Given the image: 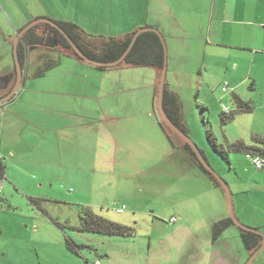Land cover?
Returning a JSON list of instances; mask_svg holds the SVG:
<instances>
[{
	"label": "rangeland",
	"instance_id": "374dc122",
	"mask_svg": "<svg viewBox=\"0 0 264 264\" xmlns=\"http://www.w3.org/2000/svg\"><path fill=\"white\" fill-rule=\"evenodd\" d=\"M103 1L99 5L100 12L96 11L98 5L94 0H80L78 4L72 5L77 8H72V12L81 21L86 32L96 30L106 35L105 37H116L123 29L132 28L135 16L138 17L141 10L136 11L131 0L126 7L119 5L120 0ZM6 5L8 7L0 5V72L15 68L12 41L16 28L35 20L19 18L7 3ZM149 6V18H153L154 10H164L163 4L148 0H145L142 8L145 10ZM187 7L190 12L184 13L181 27L187 31L189 46L188 50L184 46L182 55L177 60L173 59L172 41L167 38L166 33L173 29L179 19L174 22V17L169 15L167 23L159 19L160 23L164 22L165 29L151 27L157 28L162 35L165 34L163 38L166 49L170 47V66L183 60V65L188 67L186 69L193 71L200 61L198 50L202 47V38L200 39V19H196L198 11L194 0H188ZM180 12L181 9L176 12V16ZM97 16L105 17V21L95 20ZM141 18L145 19L144 16ZM146 19L145 23L148 22ZM181 35L184 34L180 32ZM177 41L180 43L174 44L182 48L180 38ZM56 50L52 52L53 57H56L57 52L65 55H62L55 66L45 69L39 67L37 57L33 58L36 61L25 66L22 72L24 87L19 89V92L23 91L25 99L50 104L53 92L65 90L67 87L64 83L70 79L74 84L78 83L77 87L71 86V92L76 93L73 99L82 104L95 102L79 97V94L82 96L87 93L91 98L103 96L102 100H98L105 109L125 108L123 101L134 103L135 93L123 94L122 100L117 101L120 94L117 97L110 95L114 91L112 82L122 79L125 87L129 77L137 82L154 74L150 66L125 69L107 67V70L101 72L95 68L96 65L72 56V50L68 48L59 46ZM154 70L156 71L155 67ZM142 87L140 85L139 96L141 89H144ZM180 90V102L187 121L191 124L192 140L200 149L203 144L210 156L212 154L224 165L227 175L231 174L223 177L213 163L209 162L232 189L236 217L246 226H259L258 230L264 235V171L253 169L244 153L233 151L230 154L234 159L232 165L237 164L233 167L220 160L206 138L200 107L202 104L186 86ZM138 102L139 108H142L146 100L140 97ZM38 109L27 102H20V105L19 102L13 103L7 110L0 109V131L4 124L19 127L21 131L26 130L15 141L10 136L3 137L2 152L6 164L4 178L7 184L4 188L0 186V231H3L5 238L4 242L0 241V255L5 252L0 264H93L96 261L101 264H244L248 259L249 252L236 227L226 229L223 236L213 240L212 223L222 214H229L226 195L223 190L213 186L207 177L192 175V167L187 161L181 164L178 162V152L171 159L166 157L165 151L159 153L157 145L154 156H159L160 159L154 162L153 168L137 174V169L143 163L128 165L122 171L132 174L131 176L124 175L114 184L109 183L105 187L102 185L104 177L99 170L110 168L111 164L107 160L98 159L102 153L108 155L105 139L98 143L99 148L96 145L93 148L95 140L92 137L95 135L85 130L76 135V131H71L76 137L71 141L61 140L59 147L54 142L51 144L49 141H39V135L30 128L37 123L33 116L37 115ZM155 111L157 117L163 120L158 102ZM218 113L214 108L209 109L205 112V120L215 125L213 132L215 130L216 134H221V130L217 128ZM166 125L170 128L167 123ZM179 137L178 135L177 138ZM177 140L176 142L179 141ZM10 152H13V156ZM96 159L98 162L93 167ZM241 162L243 168H238L235 174L242 180H237V176L232 174ZM30 198L38 199L39 202L34 203ZM122 205L127 208L117 212L116 207ZM87 211L130 227L132 234L128 237L109 236L78 229L81 216ZM171 217L176 218L174 223H169ZM14 236L20 241L17 244ZM66 238L80 244L78 249L75 247L79 253L66 247ZM250 264H264V247Z\"/></svg>",
	"mask_w": 264,
	"mask_h": 264
},
{
	"label": "crops",
	"instance_id": "0c3cea01",
	"mask_svg": "<svg viewBox=\"0 0 264 264\" xmlns=\"http://www.w3.org/2000/svg\"><path fill=\"white\" fill-rule=\"evenodd\" d=\"M79 1L80 0H0V5L7 6V3L10 6V10L15 15H18L19 18L36 19L35 17H37L38 19L40 16V18H48L54 21L73 22L87 34L106 36L103 35V33H98L96 30L86 32L83 29L81 21L76 18L74 12H72V8H74L73 10L77 9L72 5L78 4ZM128 1L129 0H120L119 5L126 7L125 5L128 4ZM148 1H155V3L163 4L164 10H154L152 14L153 18H149L151 13L150 6L145 10L142 8V5L145 4V0H131L135 10L141 11L138 17L135 16L136 21L132 23V28L127 30L123 29L118 36H123L145 26H154L157 28L164 27V22L160 23L161 21L159 19L165 20L167 23V18L171 15L174 17V22L175 19H179V21L174 24L171 31L167 33L165 31V33L167 38L169 37L172 41L171 51L173 52V59L177 60L178 56L182 55L184 46L186 50H188L187 46H189V40L186 38L188 35L187 31L183 30L181 27L184 13L187 14L190 12L187 7L188 0H175L172 2L166 0H157L158 2H156V0ZM94 2L98 5L96 11L98 10L100 12L99 5L103 4L102 2L104 1L94 0ZM194 3L196 11H198L196 19H200V39L202 38V47L198 50V53L200 52V61L193 71L186 69L188 67L183 65V60L174 63L171 67L170 47L167 48L169 71L167 70L165 88L175 93L179 100L182 98L180 89L185 86L189 88L195 99H197V101L199 100L202 104L201 106L204 108L203 111L201 110L202 119L206 118L205 112L209 109L211 110L214 108L219 112V124L217 123V128L221 130V134L220 132L216 134L215 130L213 132V127H215V125H211L209 121L205 120L206 124H204L205 127L209 126L210 130L213 132L217 146L227 153L226 159L212 148L214 150L213 152L216 153L220 160L233 167L237 164L232 165L234 159L230 154L233 153V151L228 149V146L231 144L242 142L249 148L248 150L234 152L244 154L250 152L254 155L264 156V154L257 150V148H262L264 146L256 143L254 140V138H264V0H194ZM165 5L166 7H164ZM106 8L108 7L106 6ZM180 9V14L176 16V12ZM141 16H144L145 19L148 17L146 19L148 22L145 23V19L141 18ZM97 19L105 21V17L103 16H97L95 20ZM104 27L105 25H103V29ZM17 29L19 28H16V30ZM161 29L163 30L165 27ZM180 32L184 35L180 36ZM177 38H180V41H182V48L174 44L175 42H179ZM62 55L61 53L60 56L62 57ZM61 57H55L56 63L53 64L54 66ZM38 63H40V65H38L39 67H46L42 62ZM127 67L132 66L121 65L118 67L115 66L114 68L125 69ZM151 68L154 72L152 76H145V79H141L137 82H133L132 77H129V82L125 87L123 86L122 79H117L112 82L114 91L110 95L116 96L120 94L117 101L122 100L123 94L128 92L135 93L136 100L134 103L130 104L127 100L123 101L125 108L117 107L105 109L102 103L99 104V100H102L103 96H98V100L97 97L91 98L87 93L82 96L79 94V97L89 100L92 99L95 100V102L82 104L73 99L76 93L71 92V86H76L78 83L74 84L73 81L67 79L64 83L67 88L65 90L53 92L54 96H52V102L50 104L38 100L36 102H31L28 98L25 99L22 94L23 91L19 92V89L24 87V82H22L18 91L14 93L8 101L0 104V109L7 110L8 107H11V104H16L17 102H19V105L20 102H27L38 107L37 115L33 116L37 123H34V126L30 128L39 135V141H49L51 144L54 142L56 147H59V142L61 140L71 141L76 137H74V135H76L77 132L82 133V131L85 130L95 135V137H92L95 140L93 148L95 145L99 148L98 143L102 139H105V143L108 145L106 147L108 155L105 156L104 153H102L101 156L98 157V159L107 160L111 164L110 168L99 170L104 177L102 185L105 187L109 183L114 184L124 175L125 177L131 176L132 174L122 171V169L126 168L128 165H139L143 163L142 166L137 169V174L141 171L148 172V170L153 168L154 162L160 159L159 156L158 158L154 156V150L157 145L158 148H160L159 153L165 151L166 157L171 158L175 156V152H178V162L181 164L187 161L192 167V171H190L192 175L205 176L192 165L190 157L182 148V143L180 144V141H178L176 142V147H172L160 127L158 123L160 118L157 117L155 107L158 102L161 71L156 69V72L154 67ZM2 73L3 71L0 72V75ZM225 82L228 83V89L223 91L222 87ZM140 85L144 88L141 89V96H139ZM140 97L146 100L145 106L142 108H139L138 101ZM238 100L247 103L251 109L247 111L238 110ZM226 106H228L231 111L236 110V113L231 119L223 123L221 117L223 107ZM181 110L184 122L191 134V124L187 121L182 103ZM16 115L23 116V114L19 113ZM1 116L0 114V117ZM5 127L8 129L6 130ZM71 131L76 132H74L73 135ZM25 132L26 130L21 131L19 127L16 128L13 125L8 127L4 124L2 126L0 131V154L2 155V159H5L2 152L3 137L10 136V138H14L15 141L21 133ZM200 150L203 151L206 160L213 163L214 167H216L223 177H225L224 175L231 176V174L227 175V170H225L224 165L218 159L212 154L210 156L203 144ZM10 153L13 156V152ZM98 159H96L93 167L96 166ZM247 162L255 169L248 160ZM140 168H142V170ZM238 168H243L242 162L235 168L234 174L232 175H235V177L237 176V180H242L238 177V174H235ZM93 169L96 170L97 168ZM229 171L231 172L232 168H230ZM257 171H264V169ZM262 174H264V172ZM4 177L0 179V186L3 188L5 184H7L5 183L6 178ZM224 193L225 192H223V194ZM233 195L232 193V197ZM226 216H229V214L224 213L219 216V219ZM234 227L238 229V226L235 225ZM258 228L259 226H257V229ZM224 232H222V236ZM4 239L3 231L1 230L0 241L4 242ZM13 239H16L15 244L20 242L16 236H14ZM8 241L11 240L8 239ZM15 250H17L16 246ZM4 256L5 252L0 255V259L2 260Z\"/></svg>",
	"mask_w": 264,
	"mask_h": 264
},
{
	"label": "trees",
	"instance_id": "16d2710c",
	"mask_svg": "<svg viewBox=\"0 0 264 264\" xmlns=\"http://www.w3.org/2000/svg\"><path fill=\"white\" fill-rule=\"evenodd\" d=\"M60 27L66 32V34L72 39V41L76 44V46L89 58L99 61V62H109L118 59L127 49L135 31H132L128 34L118 37H105V36H94L85 33L77 24L73 22H61L56 21ZM64 46L70 48L72 50V56L77 57L80 60H83L71 47L70 43L65 40ZM18 56L20 60L21 66H23V56L21 51L18 49ZM164 63V49L163 44L160 40V37L154 31H145L138 35L134 44L125 55L122 62H120L116 67L121 65L127 66H143V67H155L157 70L161 71ZM54 65L47 64L46 68H51ZM97 69L104 71L107 70L106 66L96 65ZM115 67V66H113ZM45 69V68H44ZM24 70V69H23ZM238 110L247 111L250 110L251 107L240 100L237 101ZM201 110L204 108L202 106ZM163 108L170 118V120L184 133L190 135L189 129L186 126L181 110V103L178 99V96L164 89L163 95ZM236 113L235 111H230L228 114L222 112V121L225 123L227 120L231 119L233 115ZM204 123L206 124L205 118H203ZM162 131L164 132L166 138L171 143L172 147H176V140L178 139V135L161 119L158 121ZM206 138L211 145V147L216 150L223 158L226 159V152L223 151L220 147L217 146L215 137L213 132L210 130V127H206ZM182 142V148L190 157V161L193 166H195L203 175H205L214 186L223 190L220 183L217 179L209 172L204 165L199 160L197 154L195 153L192 146L185 141L184 139H178ZM177 140V141H178ZM256 143L264 146V138H254ZM229 150L232 151H242L248 150L242 142H237L228 146ZM260 153L264 154V147L257 148ZM203 153V151L201 150ZM204 155V153H203ZM6 172V164L4 159H0V179L4 177ZM224 191V190H223ZM31 201L34 203L39 202L38 199L31 198ZM44 212V210H43ZM45 213V212H44ZM230 226H235L233 220L230 216H226L224 218L218 219L212 223V238L216 240L222 234L224 230H226ZM78 229L86 232L99 233L102 235L109 236H123L128 237L132 234V229L130 227L124 226L122 224H118L115 222H111L102 218L99 215H95L89 211L84 213L81 216V224ZM239 234L242 240V243L246 250L250 252H254L262 242V237L252 231L243 230L240 227ZM66 247L70 250L77 251L80 244L74 242L73 240L66 238L65 240ZM77 249H76V248ZM79 253V251H77Z\"/></svg>",
	"mask_w": 264,
	"mask_h": 264
},
{
	"label": "water",
	"instance_id": "95a60500",
	"mask_svg": "<svg viewBox=\"0 0 264 264\" xmlns=\"http://www.w3.org/2000/svg\"><path fill=\"white\" fill-rule=\"evenodd\" d=\"M37 22H46L51 24L52 26H55L56 28H58L59 30L62 31V33L65 35L66 39L68 40V42L70 43L72 49L86 62L92 64V65H100V66H106V67H113L118 65L120 62L123 61L125 55L128 53V51L130 50V48L132 47V45L134 44L136 38L138 37V35L142 32L145 31H154L155 33L158 34V36L160 37V40L163 44V49H164V63H163V67L161 70V74H160V82H159V93H158V106H159V111L161 113V116L163 118V120L169 125V127L176 133L178 134L181 138H183L185 141H187L192 148L194 149L195 153L197 154L199 160L201 161V163L204 165V167L211 172V174L217 179V181L220 183V185L222 186L226 198H227V202H228V207H229V216L231 217V219L233 220L234 224L238 227H240L243 230H247V231H252L255 232L257 234H259L262 238L263 241L261 243V245L254 251L252 252L248 259L245 261L244 264H250L252 262V260L256 257V255L263 249L264 247V235L262 234V232L260 230H258L257 228H252L249 226H246L244 224H242L239 219L236 217V214L234 212V207H233V202H232V191L228 185V183L219 175V173H217L216 170H214L212 168V166L209 164V162L206 160L205 156L203 155V153L201 152V150L198 148V146L195 144V142L192 140L191 136L184 133L182 130H180L168 117V115L166 114L164 108H163V95H164V89H165V83H166V73H167V49H166V43L164 41L163 35L160 33V31L157 28L154 27H149V26H145V27H141L138 30L135 31L127 49L125 50V52L116 60L114 61H109V62H99L96 60H93L89 57H87L77 46L76 44L72 41V39L66 34V32L60 27V25L51 19L48 18H38L33 20L32 22H30L24 29H27L28 27L32 26L33 24L37 23ZM23 31V30H22ZM57 43H53V44H48V46H56ZM13 57L15 60V65H16V69H17V73H18V83L16 85V87L13 89V91L6 97H4L3 99H0V104L8 101L11 96L16 93L20 87V82L23 78L22 76V66L20 64V60H19V56H18V51H17V38L13 44ZM6 78H1L0 80H2L3 86L0 87V89H3L7 86L9 80L11 79V75L9 76H5Z\"/></svg>",
	"mask_w": 264,
	"mask_h": 264
},
{
	"label": "flooded vegetation",
	"instance_id": "af4514ba",
	"mask_svg": "<svg viewBox=\"0 0 264 264\" xmlns=\"http://www.w3.org/2000/svg\"><path fill=\"white\" fill-rule=\"evenodd\" d=\"M28 24H25V26L20 27L16 30L14 34V40L12 41V43L14 44L17 38V51L19 49L23 56L22 69H24L25 66L27 67L28 65H30V63L36 61L33 59L34 57H37V59H39L38 61L42 62L45 65L55 64L56 60L55 57H53L52 52L57 51L56 49L59 46L65 49L68 48L64 46V41L67 40L65 35L62 33L61 30L46 22H37L32 26L28 27L27 29H24ZM53 43H57L56 46H48V44ZM60 55L61 53L59 54V52H57L56 56L61 57ZM8 75H11V79L9 80L5 88L0 89V99H3L4 97L8 96L18 83V73L16 65L15 68L13 67L9 71H4L0 75V77L6 78L5 76ZM22 82L23 80H21L20 84H22ZM3 83L4 82L0 80V87L3 86Z\"/></svg>",
	"mask_w": 264,
	"mask_h": 264
},
{
	"label": "built area",
	"instance_id": "2783aa9c",
	"mask_svg": "<svg viewBox=\"0 0 264 264\" xmlns=\"http://www.w3.org/2000/svg\"><path fill=\"white\" fill-rule=\"evenodd\" d=\"M228 89V83L225 82L222 90L226 91ZM230 108L228 106L223 107V112H225L226 114H228L230 112ZM247 160L251 163V165L256 169V170H262L264 169V156L261 155H254L251 154L250 152H247L245 154ZM2 158V155L0 154V159ZM127 207L125 205H122L120 207H116V211L117 212H122L126 209ZM176 221L175 217H171V219L169 220L170 223H174ZM93 264H101L99 261L94 262Z\"/></svg>",
	"mask_w": 264,
	"mask_h": 264
}]
</instances>
